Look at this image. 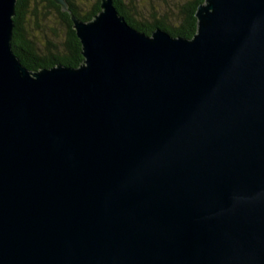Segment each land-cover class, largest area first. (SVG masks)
I'll return each mask as SVG.
<instances>
[{
    "label": "water",
    "instance_id": "water-1",
    "mask_svg": "<svg viewBox=\"0 0 264 264\" xmlns=\"http://www.w3.org/2000/svg\"><path fill=\"white\" fill-rule=\"evenodd\" d=\"M53 1L78 67L25 66L0 0V264H264V0L191 38Z\"/></svg>",
    "mask_w": 264,
    "mask_h": 264
},
{
    "label": "trees",
    "instance_id": "trees-1",
    "mask_svg": "<svg viewBox=\"0 0 264 264\" xmlns=\"http://www.w3.org/2000/svg\"><path fill=\"white\" fill-rule=\"evenodd\" d=\"M133 1L114 0L121 15L137 29L152 34L157 28L169 31L173 36L191 38L197 32V9L205 0H185L177 4L174 12L169 8L165 11L152 7L147 15L145 8H139ZM150 1V0H147ZM164 9V1L160 0ZM71 10L82 20L93 19L101 11V0H68ZM40 8V9H39ZM41 9L43 12H41ZM52 13L65 25L66 32L58 39L48 40L44 47H40L27 28L28 17L32 16L38 25L40 15ZM42 13V14H41ZM14 30L12 45L21 62L32 71L49 68L58 64L78 67L84 62L83 47L76 30L73 27L71 15L63 11L61 5L53 0H17L14 16Z\"/></svg>",
    "mask_w": 264,
    "mask_h": 264
},
{
    "label": "rangeland",
    "instance_id": "rangeland-1",
    "mask_svg": "<svg viewBox=\"0 0 264 264\" xmlns=\"http://www.w3.org/2000/svg\"><path fill=\"white\" fill-rule=\"evenodd\" d=\"M164 1V9L160 6L161 1L160 0H139V1H133V4H136L139 8H145L147 15H149V9H152V7H156L157 9H161V11H165V8H169L171 12L174 14V12L177 8V4L179 2H183L185 0H163ZM40 9V8H39ZM41 12L43 10L41 9ZM42 14V13H41ZM28 23L27 28L29 31L34 35L33 37L38 42L39 46L42 48L46 45L48 40H54V34H58V39L60 37H63V35L66 32L65 25L61 23L59 18L52 15V13H43L40 15L38 25L36 26V22L34 21V18L32 16L28 17Z\"/></svg>",
    "mask_w": 264,
    "mask_h": 264
},
{
    "label": "bare ground",
    "instance_id": "bare-ground-1",
    "mask_svg": "<svg viewBox=\"0 0 264 264\" xmlns=\"http://www.w3.org/2000/svg\"><path fill=\"white\" fill-rule=\"evenodd\" d=\"M15 52V51H14ZM64 65V64H63Z\"/></svg>",
    "mask_w": 264,
    "mask_h": 264
}]
</instances>
